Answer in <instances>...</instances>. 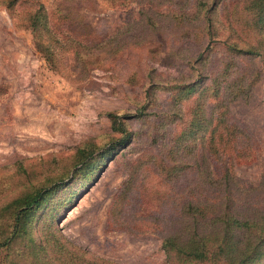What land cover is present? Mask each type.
Masks as SVG:
<instances>
[{"label":"rangeland","instance_id":"374dc122","mask_svg":"<svg viewBox=\"0 0 264 264\" xmlns=\"http://www.w3.org/2000/svg\"><path fill=\"white\" fill-rule=\"evenodd\" d=\"M38 1L65 34L87 36L82 28L86 25L92 40L120 33L128 45L118 55L91 66L86 74L75 69L57 72L36 50L27 25L13 20L0 5V188L11 185L16 189L22 182L58 179L46 207L55 211L61 208L51 225L66 240L91 255L119 264H164L161 239L153 233L149 220L156 215L169 216L173 204L192 192L199 193L205 185L189 157L184 160L191 167L170 180L146 162L148 155H153L154 160L161 157L168 164L165 155L182 122L176 116L177 122L166 128L165 136L150 145L149 133H158L156 130L162 127L151 113L163 115L170 107L169 92L154 85L188 83L198 73H210L206 82L212 78L222 86L229 78L243 75L246 82L254 81L250 94L246 99L239 95L228 102L226 116L246 131L251 144L244 156L247 158L239 159L235 151L227 150L221 159L208 158V163L216 178L229 168L241 187L251 189L247 204L264 209L261 58L238 56L237 68L223 75L224 45L213 41L206 50L210 51L209 61L205 65L193 61L209 43L201 25L214 2L223 26H231L236 34L243 26L247 41L264 44V33L257 35L243 21L247 14L242 0H134L127 4L115 0ZM143 10L156 24L154 33L135 30ZM173 12L188 14L186 22L176 24L169 18ZM197 12L202 15L200 19L190 17ZM129 33L132 35L125 38ZM198 94L196 90L184 99L178 113L187 116ZM149 99L151 108L139 116ZM109 112L118 115L131 130L141 129V140L133 150L120 148L107 154L94 171L91 167H74L78 145L92 140L98 155L119 137L112 130ZM173 112H177L174 106L169 113ZM141 161L149 166L139 165ZM198 161L201 165L199 157ZM129 177L135 186L122 199ZM42 231L43 224L38 233Z\"/></svg>","mask_w":264,"mask_h":264},{"label":"trees","instance_id":"16d2710c","mask_svg":"<svg viewBox=\"0 0 264 264\" xmlns=\"http://www.w3.org/2000/svg\"><path fill=\"white\" fill-rule=\"evenodd\" d=\"M115 1L127 4L134 0ZM242 3L247 14L243 21L248 23L249 30L261 35L264 33V0H242ZM0 5L13 20L27 25L36 50L57 72L75 69L79 70V74H86L91 66L118 55L128 45V40L121 39L120 33L105 40H92L91 31L86 25L82 28L88 32L87 36L76 35L78 31L76 36L65 34L52 23L45 5L38 0H0ZM215 6L214 2L207 11L205 23L201 25L209 43L193 61L205 65L210 57V51L206 53V50L213 41H218L224 45L223 75H229L237 68V57L241 55L260 57L264 74V44L247 41L243 37L246 33L243 26L239 27L238 34L234 33L231 26H223ZM145 11H142L135 30L142 28L141 32L148 34L149 30L151 34L155 32L156 24ZM200 16L197 12L190 17L200 19ZM169 18L179 24L186 22L188 14L173 12ZM131 35L129 33V36L124 37ZM208 74L198 73L188 83L177 81L171 85H154L169 92L170 107L163 115L151 113L155 122L162 127L156 130L158 133H149L150 145L165 136L166 128L177 122L176 116L179 115L182 122L179 133L169 144L172 146L168 147L165 155L169 157L168 164L165 165L166 161L161 157L154 160L153 155H148L146 162L156 166L158 172L170 180L191 167V163L184 160L189 157L199 170L198 178L205 189L202 188L197 194L191 191L193 195L173 204V213L167 217L152 216L149 224L153 233L161 239L166 256L164 264H264V209L247 204L251 189L241 187L229 168L216 178L208 163V158L221 159L227 150L235 151L233 153L239 159L247 158L244 156L248 155L250 140L244 128L227 120L226 104L239 95L248 98L254 81L246 82V77L240 75L229 78L221 86L212 78L207 83ZM196 90L199 91L198 98L187 116L178 113L184 99ZM150 100L141 107L143 113L140 112L139 116H144V110L151 108ZM173 106L177 112L171 115L169 111ZM107 116L112 130L119 137L98 155L94 141L81 143L73 156L74 167L81 165L82 168L91 167L94 171L107 154L120 148L133 150V145L141 140V129L131 130L127 123L112 112L107 113ZM94 159L96 161L92 162ZM139 165L149 166L142 161ZM22 171L26 170L22 168ZM48 179L50 181L46 183L22 182L16 189L11 185H8L9 188H0V264H119L91 255L53 228L52 221L61 208L55 211L53 207H46L49 195L58 186L54 182L58 179ZM64 179V175L60 177L61 181ZM134 186L135 183L129 177L122 190V199L129 195ZM41 224L48 232L38 233Z\"/></svg>","mask_w":264,"mask_h":264}]
</instances>
